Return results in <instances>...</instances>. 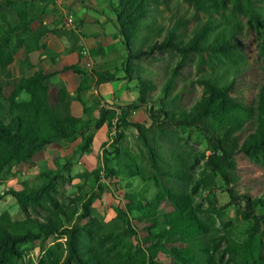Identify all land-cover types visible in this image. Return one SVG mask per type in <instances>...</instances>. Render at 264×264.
<instances>
[{
  "label": "trees",
  "instance_id": "obj_1",
  "mask_svg": "<svg viewBox=\"0 0 264 264\" xmlns=\"http://www.w3.org/2000/svg\"><path fill=\"white\" fill-rule=\"evenodd\" d=\"M18 1L0 0V9H6L15 16L14 22L10 23L0 12V178L3 171L5 173L14 165L31 159L35 153L53 141H70L79 131L83 128L89 129L92 124L91 121L74 117L70 113L73 97L63 84L57 86V101H50L49 87L44 83L48 75L40 70L30 76L18 77L11 93L4 97L5 80L9 77L8 68L14 62L16 53L20 49L31 52L40 48L47 52L48 49L41 43V39L51 31L45 26L31 30L32 16L38 14L39 7L31 13L26 6L30 4V0ZM185 1L210 17L198 23L188 38L184 35L183 29L187 23L183 18L172 20L160 41L156 38L163 31V26L156 23L153 34L149 37V44L135 48L134 40L141 28L140 20L153 11L150 8L151 3L154 2V10L158 9V6L156 0H119L118 30L128 53L125 77L133 78L132 75L135 74L133 60L155 50H169L179 55L173 69L175 75L191 54H197L200 58L207 57L211 71L202 73L195 80L202 87V93L191 107L181 112L165 109V106L181 93L176 92L171 97L177 82L175 77H170L160 89L164 96L161 99L163 107L159 111L148 109L147 112L150 116L161 113L164 118L155 121L160 124L194 125L203 131L211 145L208 155L199 153L204 159L201 168L203 172L199 171L202 172L201 177H205L203 182L208 180L205 184L207 185L212 182L214 176L219 175L230 198L226 205L229 206L238 200L243 201L244 206L240 213L245 219L252 221L254 229H258L260 224H264V192L260 196L251 197L248 193L237 194L230 185L235 182L234 156L237 152H243L256 164L264 167V33L258 43L263 82L259 86L255 104L246 105L232 94L235 74L246 63L241 44L236 38L242 25L240 21L227 15L226 10L230 4L234 13L248 16V21L256 30H264V0ZM25 63L29 65L27 61ZM65 68L76 70L75 66ZM137 78L140 85L139 95L135 103L127 105L129 109L145 103L148 85L141 76L138 75ZM103 80L110 79L100 77L99 81ZM22 92L29 95L28 100H18ZM115 107L121 111L125 110L123 106ZM107 110L101 111L94 121V127L112 122L115 110L108 111L112 115L106 117L104 115ZM250 121L254 123V128L241 140L239 132ZM130 124L136 128L146 147L149 163L155 173L159 177L167 175L174 178L182 187L174 189L162 184L163 198L170 204L171 211L164 215L161 231L149 237L152 227L159 222L151 221V227L147 228V245L135 247L134 252L128 246L117 245L116 233L105 232L103 224L91 219L87 203L81 206L80 217L89 221L83 225H79L77 221L72 222L51 194L53 180L47 174L37 188L6 190L0 195V198L11 195L25 215L20 221H12L8 213L0 215V264H18L22 257L19 245L34 241L41 235L46 238L51 235L63 236L64 241L55 242L48 249V260L39 264H264L262 256L258 253V246L262 243L254 240L255 234L250 233L244 244L237 243L230 230L220 233L211 227L210 221H204L199 216L201 204L195 201V197L200 196L198 188L201 181L194 175L192 164L188 165L173 154L168 158L171 160H168L143 124ZM91 142L90 135H82L78 150L88 152ZM195 161L197 164L198 159ZM172 165L177 167L174 169ZM206 191L208 194L212 193L208 189ZM213 202L215 200L210 203ZM49 206L54 208L53 211L48 209ZM257 208L263 213L258 214ZM41 209L48 210L41 219L30 214L39 213ZM155 235L164 240L153 242ZM167 240H171L168 249ZM254 241L257 252L251 246ZM159 253L167 256L168 260L160 263Z\"/></svg>",
  "mask_w": 264,
  "mask_h": 264
},
{
  "label": "rangeland",
  "instance_id": "obj_2",
  "mask_svg": "<svg viewBox=\"0 0 264 264\" xmlns=\"http://www.w3.org/2000/svg\"><path fill=\"white\" fill-rule=\"evenodd\" d=\"M39 1L30 2L26 5L30 12L36 11L38 7L40 11ZM156 3L158 9L154 10V2L151 3L150 8L153 11L140 20L141 28L134 40L135 48L141 45L146 47L149 44V37L153 34L156 23L163 26V31L156 38L160 41L165 35V29L172 24V20L183 18L187 23L185 29H183L184 35L185 38H188L191 36L192 29L198 23L210 17L208 14L196 10L185 0H156ZM17 5L20 6V4ZM0 12L10 23L14 22L15 16L8 13L6 9H0ZM226 14L240 21L242 25V29L236 38L241 44L246 59V63L235 74L232 94L246 105H254L259 86L263 82L262 58L259 54L258 43L262 40L264 30L262 28L256 30L252 23L248 21V16H240L234 13L230 4ZM215 17L220 18L218 15H215ZM178 60L179 55L169 50H155L140 59L133 60L135 74L132 77L137 88H140L138 75L148 85V90L145 91V103L141 105L140 121H133L130 118L131 112L136 107L129 109L127 105L123 106L125 110H115L112 122L105 123L104 130H97L100 127H94L95 120L88 119L92 122L91 127L89 129L83 128L67 142L72 143L80 137L79 142L74 146L75 149L81 143L82 135H90L93 141L94 133L98 132V138L93 148L96 163L91 167L86 166L84 162L79 163V166L84 167V171L81 173L77 171V177L65 176V173L59 174L57 170L54 171L53 169L45 172L44 174H48V177L53 180L54 187L51 194L57 199L72 222L77 221L79 225H83L86 221H89L87 218L80 217L81 206L87 203L90 207L91 219L103 224L105 232L116 233L117 245L128 246L133 252L135 247L141 248L147 245L149 240L147 228L151 227V221L159 222L155 227H152L149 237L161 231L162 221L165 219L164 215L171 211L170 204L163 198L164 187L162 184L174 189H179L181 186L174 178L167 175L159 177L155 173L149 163L146 147L143 145L136 128L130 124L133 122L141 123L150 136L155 139L158 148L166 155L167 159L173 154L175 158L180 157L188 165L192 164L194 175L199 177L201 181L198 188L200 196L195 197V201L201 204L199 216L204 221H210L211 227L216 228L220 233L230 230L232 238L237 243L244 244L250 233L255 234L254 240L257 243L259 241L262 243L261 246H258L260 251L258 253L262 256L261 260L264 261V224H260L258 229L252 227V221L245 219L240 213L244 206L243 201L238 200L229 206L226 205L230 198L226 191V185L219 175L214 176L212 182L207 185L205 184L208 180L203 182L205 177H201L203 172L201 168L204 159L199 156V153L208 155L211 149V145L203 131L194 125L160 124V122L155 121L164 118L161 113L150 116L147 112L148 109L159 111L163 107V100L161 99L164 96L160 89L170 77H175L177 82L171 97L176 92L181 93L178 98H173L174 101L168 103L165 109L181 112L183 109L191 107L200 98L202 87L195 80L202 73L211 71L207 57L200 58L197 54H191L186 62L179 67L178 73L175 75L173 69ZM15 75L16 72L13 69L10 72L9 69V77L5 80L4 97L11 93L13 84L17 80ZM28 99L29 95L26 93H22V96L19 95L18 97V100ZM108 111L112 110H107L104 116L109 117L112 115ZM143 113L145 117L141 118ZM253 128L254 123L248 122L244 129L239 132L241 140ZM90 146H92V142ZM77 152H79L78 148L77 151L74 150V153ZM37 154L38 152L32 158ZM234 158L236 161L235 182L230 187L237 194L248 193L251 197L260 196L264 192V167L256 164L243 152H237ZM195 159H198L197 164ZM29 161L30 159L24 161V165L21 163L20 169L16 167L18 165H14L5 173L3 171L0 184L4 185L6 182L10 183L13 180L14 184H10L7 189L13 191H17L16 189L19 188L21 190L37 188L44 181V177L38 178L35 171L30 169L34 162L30 163ZM69 161L70 159L62 163V170L71 167ZM175 166L172 165L174 169ZM188 170L191 172L189 168ZM201 170L202 172H199ZM207 189L212 193L208 194ZM214 200L215 202L210 203ZM48 209L53 211L54 208L49 206ZM256 210L258 214L263 213L259 208ZM6 213L9 214L12 221H20L25 217L11 195L1 196L0 198V215ZM47 213L48 210L41 209L39 213L31 212L30 214L41 219ZM154 237L153 242L164 240L156 235ZM57 241L63 242L64 237L51 235L46 238L41 235L34 241H26L20 244L22 257L18 264L46 262L48 260V249ZM170 241H166L167 249L170 246ZM255 241L251 243L252 248H255ZM255 252H257L256 248ZM158 257L160 263L168 260L167 256L162 253H159Z\"/></svg>",
  "mask_w": 264,
  "mask_h": 264
},
{
  "label": "crops",
  "instance_id": "obj_3",
  "mask_svg": "<svg viewBox=\"0 0 264 264\" xmlns=\"http://www.w3.org/2000/svg\"><path fill=\"white\" fill-rule=\"evenodd\" d=\"M36 1L38 0H30ZM39 3L41 9L32 16L30 29L45 26L51 30L41 39L48 51L40 48L25 52L20 49L8 71L13 69L17 78L22 75L30 76L39 70L47 74L44 83L49 87L51 102L57 101V86L63 84L73 97L70 113L84 120H96L101 111L109 108L117 110L115 106L135 101L139 95L136 83L133 78L125 77L128 53L118 30L119 0H40ZM69 16L73 17V22H68ZM70 66H75L76 70L65 68ZM100 77L110 80L99 81ZM140 112L141 106L136 107L130 118L140 121ZM144 117L143 113L141 118ZM99 127L97 130H104L105 123ZM97 133H94L88 152L74 153L78 148L76 146L74 149V146L80 137L72 143L53 141L30 159V163L34 162L30 169L35 171L38 178L45 177L44 173L50 169L57 170L59 174L65 173V176L77 177V171H84L79 163L84 162L88 167L96 163L93 148L98 138ZM68 159L71 167L62 170V163ZM22 164L16 167L20 169ZM13 182L0 184V195Z\"/></svg>",
  "mask_w": 264,
  "mask_h": 264
},
{
  "label": "built area",
  "instance_id": "obj_4",
  "mask_svg": "<svg viewBox=\"0 0 264 264\" xmlns=\"http://www.w3.org/2000/svg\"><path fill=\"white\" fill-rule=\"evenodd\" d=\"M56 1H59V2H60V1H62V0H56ZM68 22H73V17H72V16H69V17H68Z\"/></svg>",
  "mask_w": 264,
  "mask_h": 264
}]
</instances>
